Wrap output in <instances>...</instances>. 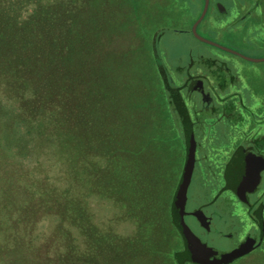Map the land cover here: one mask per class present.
I'll list each match as a JSON object with an SVG mask.
<instances>
[{"label":"trees","instance_id":"trees-1","mask_svg":"<svg viewBox=\"0 0 264 264\" xmlns=\"http://www.w3.org/2000/svg\"><path fill=\"white\" fill-rule=\"evenodd\" d=\"M82 2L83 0H59V4L55 5L54 0L43 3L38 1L32 12L27 16L22 15V35L14 33L12 36L0 22V66L4 68L10 63L22 66L23 85L36 93L34 98L38 96L35 103L40 108L38 111L36 108L29 111L32 118L38 117L37 123L22 132V141L32 134L34 137L35 134L31 132L43 126L38 138L47 141L48 134L55 138L57 143L42 144L54 148L51 149L53 155L63 156L62 165L70 171L64 183H50L52 191L46 183L40 191L33 190L32 187L29 189L24 166L29 164L30 157L24 155L20 158L17 153L21 154V150L23 153L24 149L28 153L27 148L30 147H27L25 141L18 147L14 146L18 148L15 151L6 142V138L3 139L4 131L0 132V165L6 162L4 159L9 158L14 159L13 164H22L23 168L22 173H19L20 167H14L15 180L10 176L0 178L4 185L0 194V264H44L43 256L46 264H133L135 261L129 254L135 252L131 247L134 244V231L130 232L133 235L124 233L120 236L114 226L107 223L112 220L110 215L102 223L98 222L95 211L97 198L113 209L117 207L119 210L124 206L126 217L138 223L137 232L141 236L145 234L146 226L158 225L155 206L157 196L146 188V182L140 181L138 185L135 174L138 170L145 169L149 146L160 145L158 140L162 137L157 135V128L152 126L150 112L141 109L143 107L140 103H133L140 110H131L127 106L124 115L119 113L118 104L122 98L129 99L126 93L127 97L119 93L116 86L123 75L111 72L110 67L104 73L108 59L104 54L92 56L104 32L101 28L92 29V17L80 12L81 7L83 10ZM129 3L131 8L141 7V0H129ZM185 4L181 1V7L177 8L186 11L189 6ZM204 5L205 0L202 1V10ZM57 13L60 14V19ZM209 15H214L213 11L206 19ZM1 18L4 16L0 14ZM121 25H128V21ZM145 29L141 27L147 44L144 46L148 48V56L153 58L152 55L157 56V44L154 47L149 43V34ZM18 39L22 41V46L21 43L16 44ZM55 65H62L63 68L54 75ZM89 65L93 68L88 76ZM155 69L163 76V88L169 98V103H164L162 110L166 111L167 118L170 115V119L181 121L174 119L175 108L181 114L176 92L182 96L180 90L173 87L174 76L163 62L158 64V68L155 66ZM38 70L46 73V79L35 77ZM38 78L44 80L42 83L45 84L47 96L39 93ZM109 91H113L112 94ZM58 96L61 100L56 108L54 100ZM43 105L47 106L46 109L42 108ZM186 107L188 109V105ZM47 108L51 111L47 112ZM56 118L58 126L53 125ZM181 122L179 128L172 125L180 134L183 133ZM185 146L187 147L186 143ZM41 154L38 153V156ZM46 154L47 151L44 150V155ZM119 154L126 157L123 177L120 173L122 169ZM142 159L144 163L139 165L143 162ZM38 180L39 177L36 181ZM136 193H139L138 197ZM134 201L142 202L140 208H133ZM118 210L116 215L111 214L112 218L119 217ZM169 210L167 213L163 212L162 217L165 214L169 223L174 224L171 208ZM41 211L43 215L40 217ZM44 217H54L55 221H59V228L66 238L60 241L61 237L56 234L52 243L48 242L46 248H40L33 243L36 239L33 229L37 220ZM55 231L58 232L57 229L53 230ZM116 238L121 239L117 242L124 243L122 248L114 242ZM53 250L56 251L57 259L51 262L47 256ZM120 250L124 252L121 257L112 254L113 251Z\"/></svg>","mask_w":264,"mask_h":264},{"label":"rangeland","instance_id":"rangeland-1","mask_svg":"<svg viewBox=\"0 0 264 264\" xmlns=\"http://www.w3.org/2000/svg\"><path fill=\"white\" fill-rule=\"evenodd\" d=\"M38 1L43 3L48 0H0V14L4 16V18L0 19V22L5 30L11 32L12 36L14 33L22 35V15L27 16L29 12H32ZM54 1L55 5L56 3L59 4V0ZM181 1H184L185 5L189 6L186 11L177 8L178 6L181 7ZM202 1L141 0V7L139 8H131L129 0H83L82 2L85 6L83 5V10L81 7L80 12L92 17V21H90L92 29L97 27L101 28L104 32L100 38V43L96 46V52L92 56L99 57L101 54H104L108 59L105 62L108 65L104 68V73H107L110 67L112 69L111 72H119L120 76L123 75L118 80L116 86L119 93H126L129 99L122 98V101L119 103L121 105L118 104L119 113L124 115V112H127V106L131 110H140L139 106L133 104L140 103L143 107L141 109H144L147 113L148 111L150 112L152 126L157 128V135L162 137L161 140L158 138L160 145L149 146L145 158V169L138 170L136 174L135 170H133V174L137 175L138 185L141 183L140 181L146 182V188L157 196L155 206L158 214L156 224L158 223V225L146 226L144 228L146 232L141 236L137 232L138 223L126 217L127 214L124 212V206L120 207L119 210L117 207L113 209L110 205L104 204L100 198L95 200V211L98 214V222L102 223L110 215L112 220L110 222L107 221V223L113 225L119 235L124 233L130 234V232L134 231V244L131 247L135 249V252L129 254L135 261L133 264H179L177 255L185 249L183 236L176 227L175 222L174 224L172 222L169 223L168 216H165V214L162 217L163 212L167 213V210L170 208L172 211L173 196L185 167L186 146L184 129L182 134L178 131L176 132L172 125L179 128L180 121L176 122L170 119V115L167 118L166 111L162 110L164 103H169V98L163 88L165 86V81L162 80L163 76L159 72L157 73L155 66L158 68V64L162 62L166 63L167 61L173 67L174 78L176 77L177 80H180L184 79L185 75L181 72L176 73L174 65L176 66L179 63H183L184 65L197 64L203 60L202 55L205 54L223 57L229 61L235 70L237 69L239 75L237 84L238 88L242 90L244 98L245 96L248 97L258 93L264 95V60L254 62L245 60L236 54L202 42L192 34L191 25L196 17L203 12ZM224 1L229 2V0ZM57 16L60 19L59 13H57ZM127 21L128 25H121L122 22L126 23ZM213 24L214 22L209 20V25L212 26ZM253 24L255 26L247 27V29L244 24L241 29L231 33L227 29L226 31L223 30L220 36H216V32L206 30L205 27H208L206 24L200 25V31L209 39L233 47L250 57L261 58L264 57V32H252L254 28L259 27V22ZM141 27L146 28L144 31L149 34V38H147L149 43L154 47L157 44L156 48L158 52L156 57L154 55H152L153 58L148 56V48L144 46L147 45L146 38L141 31ZM19 43L22 46V41L18 39L16 44ZM181 58L182 61L180 60ZM62 68V65H55L54 75L56 71ZM92 68L91 65L87 67L88 76ZM35 77H44L46 79V73L38 70ZM38 80L39 93L47 96L45 84L42 83L44 80L39 78ZM112 92L109 91V94H112ZM56 94L57 91L55 92ZM126 94L124 95L127 97ZM35 95L36 93L34 94L33 91L27 90L26 86L22 83V66H15L12 63L6 65L4 68L0 66V132L3 130L4 135L7 132V135H3V139L6 138V142L13 146L15 151H18V148H14V146L18 147L25 141V144L28 145L27 147H30L27 148L28 153H26V149L23 150V153L21 150V154L17 153V156L20 158L24 157V155L30 157L29 159L27 158L29 164L24 166V172L27 174V177L25 176L26 184L29 189L32 187L33 190L40 191L45 187L46 183L47 187L52 191L53 188L50 183L53 181L58 184L64 183L70 171L62 165L63 156L60 154L59 156L53 155L51 149L54 148L42 144L44 142L54 143L56 142L55 138L51 134L47 135L49 139L47 141L42 138L41 141L38 138L42 134L41 128L43 126L31 132L35 134L34 137H32V134L29 137H24L22 141V132L37 123L38 117L32 118L30 116L31 112H29L33 108H36V111L40 108L35 103L38 98V96L34 98ZM193 97L196 99L197 95L194 94ZM60 100L59 96L54 100V104L57 105L56 108H58ZM245 101L249 103L248 98H245ZM109 103L117 105V103ZM45 106L43 105L42 108L46 109ZM50 111V108H47V112ZM210 114L212 113L207 112L206 116L210 117ZM174 119L179 120L175 114ZM230 120L232 121L229 122V118L220 122L211 121L209 122L210 125L206 126L208 137L212 138L210 140H213V138L218 139L219 141L216 140V142L219 143L218 146L220 148L228 147L231 144V138L227 136V133L231 132V126L233 127V119ZM53 125H59L57 118ZM221 133L223 134L219 137ZM206 141L202 140V143L204 144ZM29 143L31 144L29 145ZM44 150L47 151L46 155H44ZM201 152L204 151L200 150L199 154ZM38 153H42L41 156H38ZM119 155L120 169H122L120 173L121 177H123L126 157L122 154ZM13 160L9 158L3 160L6 162L0 165V178L3 176L2 178L5 179L7 178L6 176H10L9 178L12 177L15 180L16 176H14L13 171L16 166L20 167L19 173H22V164L19 165L17 162V165L13 164ZM143 163L144 161L139 163V165H143ZM38 177L39 180L36 181ZM202 178L200 175L195 178L196 189L193 186V192L202 188ZM3 187L4 185L0 182V194ZM138 195L139 193H136L137 197ZM228 195L230 194L228 193ZM262 199L264 203V194L262 195ZM141 205L142 202L134 201L133 208H140ZM117 210V216L119 217L112 218L111 214L115 213L116 215ZM241 214L243 216L244 212L242 211ZM42 215L43 211H41L40 217ZM231 216L236 219L235 223L237 225L230 226V228L237 229L242 227L249 229L255 221L253 217L243 216L242 218L235 209L232 211ZM55 220L54 217H44L37 220L35 229H33L36 236L33 243L36 246L46 248L48 242L52 243L54 241V235L56 234V236L61 237L60 241L66 238L65 233L62 234L59 228V221ZM25 226L26 224L24 223ZM54 229H57L58 232H53ZM130 235L133 234L131 233ZM215 239L218 244L223 246L230 245L231 243L229 240L223 238ZM261 239V243L258 241L253 250L226 264H264V236ZM119 240L121 239L116 238L114 242L118 244L119 248H122L121 246L124 243L117 242ZM55 253L56 251L54 250L50 254L48 253L47 259L54 262L57 259ZM121 253L124 252H121V250L119 252H112V254L119 255L120 257ZM27 256L30 257L29 255ZM43 262L46 264L44 256L42 257ZM186 264L199 263L192 262Z\"/></svg>","mask_w":264,"mask_h":264},{"label":"flooded vegetation","instance_id":"flooded-vegetation-1","mask_svg":"<svg viewBox=\"0 0 264 264\" xmlns=\"http://www.w3.org/2000/svg\"><path fill=\"white\" fill-rule=\"evenodd\" d=\"M211 11H213L214 18L216 19H221L234 12L240 13L241 15L237 19V23L248 20L249 24L254 20V17L260 15L262 18L261 24H264V0H229V2L224 0H210L209 10L206 16ZM206 16L198 25V31L203 36L205 35L201 33L200 25L206 19ZM210 31L214 32V29H210ZM202 58L203 60L198 63L201 64V69H203L202 73L198 75L193 74L191 72V69L194 67L193 65H183V69L179 66L177 68L178 73H185L187 78L181 84L174 83L173 86L180 90L186 105H188L189 113L194 122L195 138L197 140L196 165L188 192L186 220L199 237L207 242L208 245L219 250V254L213 256V258H222L223 254L232 253L238 249L249 236L255 237L257 242L262 237L259 214L260 211H263L264 217V203L262 199V195L264 194V171L262 173V183L259 188L255 192L245 195L247 198H241L237 194L236 190L232 187L233 182L228 178L227 172L234 158L239 155L240 152L238 151L240 150L244 151L241 152V162H243V165L238 164L239 166L235 167L234 170L244 168L247 160L246 157H248V153L250 152L264 156V140H259L258 137L252 139V141L243 138L239 141L231 139V144L224 148L218 146L219 143L216 142V140L219 141L218 139L213 138V140H210L212 138L208 137L206 126L208 124L210 125L209 122L211 121L215 120L214 122H220L224 118H228L225 113V106H221L218 103L220 99L225 102L230 97L239 96V92L232 93L227 87L229 85H237L239 75L237 69L235 70L226 58L219 56ZM215 68L218 69L215 70ZM228 80L230 84L227 83ZM194 94L197 95L196 99L193 97ZM192 102H195L196 106H191ZM207 112L212 113L210 117L206 116ZM174 114L182 121V115L177 108H175ZM181 124L184 129L185 143L187 144L185 126L182 122ZM199 133L201 139L199 138ZM222 134H219V137ZM202 140L207 141L203 144ZM200 150L204 152L199 154ZM198 175L203 177L202 188L193 192L192 187L194 186L196 189L195 178ZM234 209L241 216L243 211V216L254 218L255 221L249 229L242 227L237 229L230 228V226L236 224V219L231 216ZM199 210L205 212L207 218L204 222L207 226L202 225L198 217L193 214V212ZM215 238H223L229 240L231 243L230 245L223 246L218 244Z\"/></svg>","mask_w":264,"mask_h":264},{"label":"water","instance_id":"water-1","mask_svg":"<svg viewBox=\"0 0 264 264\" xmlns=\"http://www.w3.org/2000/svg\"><path fill=\"white\" fill-rule=\"evenodd\" d=\"M210 0L205 1V6L201 16L197 19V21L193 25L194 34L202 41L207 43L219 46L225 50L237 52L230 47L220 44L212 39H209L203 35H201L198 31V25L206 16L209 10ZM238 53V52H237ZM241 54V53H240ZM246 58L253 61L264 60L263 58H253L250 56L244 55ZM177 95V104L179 110L182 115V120L185 126V135L187 142V155H186V163L183 169V173L181 175L180 181L176 188L175 194L173 196L172 201V215L175 222L176 227L180 231L183 236L185 249L178 253L177 257L179 259L180 264H186L187 262H195L199 264H222L229 263L237 259L238 257L250 252L256 246L257 239L255 237L249 236L238 249L233 251L232 253L223 254L222 258H216L219 254V250L208 245L201 237H199L192 227L188 224L186 220V206L188 201V192L189 187L193 179L195 165H196V151H197V140L195 138V128L193 119L184 103L182 96L176 92ZM244 148V147H243ZM237 157L232 161V165L230 166L227 175L230 180H232V187L236 190L237 194L241 198H247L245 195L248 193L255 192L257 188H259L262 183V173L264 171V156L257 155L256 153L250 152L248 153V157L245 166L243 169H235L238 167V164L243 165L241 157L242 150ZM251 161V162H250ZM250 162V163H248ZM240 165V166H241ZM194 215L198 217L201 221L202 225L207 226L205 224L206 214L203 210L193 212ZM260 226H261V236H264V217L263 211H260L259 214ZM262 241V239H261ZM261 241H259L261 243Z\"/></svg>","mask_w":264,"mask_h":264},{"label":"crops","instance_id":"crops-1","mask_svg":"<svg viewBox=\"0 0 264 264\" xmlns=\"http://www.w3.org/2000/svg\"><path fill=\"white\" fill-rule=\"evenodd\" d=\"M240 15H241L240 13L234 12V13H232L226 17H223L221 19H216V18H214V15H212V16L209 15V17L207 19H205L202 24L208 25V27H205L208 31L210 29L211 30L214 29V32L217 33L216 36H220L221 31H223V30L226 31V29L230 33L235 32L236 30L241 29L244 26V24L246 25V29H247V27L255 26V24H253V23H256V22H259V27L254 28L252 30V32H260V33L264 32V24H261L262 18L260 17V15H258L257 17H254V20L251 21L250 24L248 23V20H244L240 23H237V21H238L237 19L239 18ZM209 20L214 22V24L212 26L209 25ZM194 23H193V25H194ZM193 25L191 26L192 34L195 36V38L198 39V37H196V35L194 34V32L192 30ZM261 31H263V32H261ZM220 44H222V43H220ZM222 45H224V44H222ZM225 46H227V45H225ZM227 47H229V46H227ZM217 48L222 49L221 47H217ZM230 48L237 51L238 53L233 52V51H228V50H227V52H230L232 54H236L245 60L254 62L253 60L246 58L244 56L246 54L240 52L239 50H236L233 47H230ZM207 56H208L207 54L202 55V57H204V58ZM246 56H248V55H246ZM261 58H263V57H261ZM207 59H209V58H207ZM180 60L182 61V58ZM210 61H211V59H210ZM198 63L197 64L196 63L190 64V65L194 66L191 69V72H193V74H196V75L202 73V70H203V69H201V64H198ZM165 65H166V68L168 70H170L174 76L175 74H174L172 65L169 64L167 61H166ZM183 65H184L183 63H179L176 66L174 65L175 72L178 73L177 68L179 66L182 67ZM185 66H187V65H185ZM183 68L184 67H182V69ZM217 69L218 68H215V70H217ZM184 75H185L184 79H180V80H177L175 77V81H176L175 83L181 84L187 78V75L185 73H184ZM227 83L230 84L229 80L227 81ZM227 87L230 89V91L232 93L239 92V96H236V97L233 96V98L230 97L225 102L221 101V99H220V102L218 103L221 106H225V108H226L225 113L227 114V116L229 118V122L232 121L230 119H233V127L231 126V128H230L231 132L227 133V136L229 138H231L232 140L234 139L236 141H239L242 138L245 140L252 141V139H256V137H258L259 140H264V95H260L258 93V94H254V95H251L248 97L245 96V98L249 99V103H248L245 101V98L243 97L242 90L240 88H238V84L235 86L229 85ZM191 106H196V103L192 102ZM224 119H226V118H224Z\"/></svg>","mask_w":264,"mask_h":264}]
</instances>
